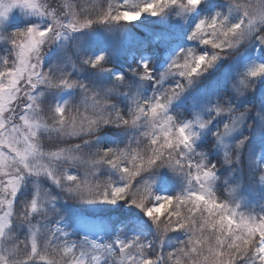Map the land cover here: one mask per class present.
Returning <instances> with one entry per match:
<instances>
[{
	"label": "snow or ice",
	"instance_id": "1",
	"mask_svg": "<svg viewBox=\"0 0 264 264\" xmlns=\"http://www.w3.org/2000/svg\"><path fill=\"white\" fill-rule=\"evenodd\" d=\"M0 264H264V0H0Z\"/></svg>",
	"mask_w": 264,
	"mask_h": 264
},
{
	"label": "trees",
	"instance_id": "2",
	"mask_svg": "<svg viewBox=\"0 0 264 264\" xmlns=\"http://www.w3.org/2000/svg\"><path fill=\"white\" fill-rule=\"evenodd\" d=\"M147 27H155V25L149 24V25H147Z\"/></svg>",
	"mask_w": 264,
	"mask_h": 264
}]
</instances>
